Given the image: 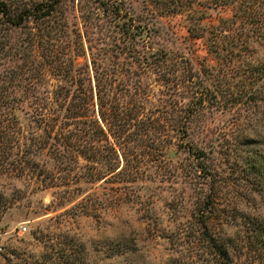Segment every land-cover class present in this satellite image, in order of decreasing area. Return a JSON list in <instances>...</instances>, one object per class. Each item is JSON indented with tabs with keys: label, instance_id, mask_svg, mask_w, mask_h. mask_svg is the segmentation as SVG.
I'll return each mask as SVG.
<instances>
[{
	"label": "rangeland",
	"instance_id": "rangeland-1",
	"mask_svg": "<svg viewBox=\"0 0 264 264\" xmlns=\"http://www.w3.org/2000/svg\"><path fill=\"white\" fill-rule=\"evenodd\" d=\"M35 1L12 0V13ZM114 1L146 27L140 57L192 63L208 87L206 106L184 136H129L137 131L130 125L122 151L138 165L134 181L110 169L124 166L110 136L96 159L88 150L58 162L41 148L40 106L59 86L72 94L90 77L94 87V58L117 69L107 95L114 105L137 109L148 97L146 112L167 106L176 119L174 101L187 104V92L181 84L169 90L157 65L145 70L115 47L120 26L98 0H65L46 21L21 26L0 11V264H208L194 219L206 202L212 232L237 248L235 264H264V42L242 17V1ZM93 107L103 126L97 99ZM94 168L107 177L91 182Z\"/></svg>",
	"mask_w": 264,
	"mask_h": 264
},
{
	"label": "trees",
	"instance_id": "trees-1",
	"mask_svg": "<svg viewBox=\"0 0 264 264\" xmlns=\"http://www.w3.org/2000/svg\"><path fill=\"white\" fill-rule=\"evenodd\" d=\"M63 1L65 0H37L34 2V5L28 6L29 4L26 3L22 10L12 13V0H0V7L2 6L4 8V10L0 9V11H3V17L6 23L21 26L28 21L30 22L33 18L46 21L57 10L58 6L64 5L65 2ZM98 1L101 3L103 13L111 18V20H116L117 26H120V37L119 40L117 39L120 43L117 42L115 47L119 51L130 54L139 60L141 67L144 65L145 70H148L152 65H157L160 69V79L162 82L169 90H175L180 84L181 86L183 85L182 87L187 92L189 102L184 104L183 102L174 101L173 108L178 109L180 113H178L179 115L176 119L171 117V110L167 106L158 107L155 110L146 112L147 109H145L144 100L147 101L148 97L140 98L142 101L137 102V109H130L126 102L114 105L107 95L113 89L111 87L119 80L116 76L117 69L110 68L104 65V61L100 62L98 58H94L92 61L94 87L92 86V79L90 77L86 78L90 84L88 83L83 88L80 86V89L77 88L72 94L70 88L67 89L64 85L59 86L54 92L53 99L46 101L40 106L39 112L42 115L41 119L48 137V140L41 148L51 149L52 155L58 162L67 160L69 156L71 159H74V153L84 157L88 150L91 151L92 157L96 159V156L101 153L102 141H108L112 137L114 143L117 144L120 150L113 147V145L111 149L116 154L118 151L120 152L123 157L124 166L120 168L119 165H115L110 169H112L113 173L117 172L116 176L125 175V181H134L138 173V171L135 172L138 170V165H132V159L127 158L128 152L124 151V149L122 151V146L128 138L124 137V135L131 129L130 125L135 127L137 131L129 134V136L138 135L141 137L143 135L142 133H145L144 131L147 133L159 131L161 133L160 136L163 133L168 135L171 129L183 133L184 136V133H187L188 125L192 117L206 106L208 94L206 93L205 95V91H208V87L203 86V79H201L200 73L195 71L192 63L183 57L181 60H173V58L171 59L167 54H164L159 58L158 62H149L145 60L147 59L145 56L140 57L141 49L139 46L148 48V41H145L144 38L146 27L140 24L134 16H128L127 13H124V8L121 3H116L114 0ZM185 1L179 0L180 3L183 2L180 5L185 6L191 0ZM228 1V3L234 5L237 0ZM240 1H242L241 5L243 4L241 9H239L242 12V17H245L255 26L253 33H256L264 42V17L262 18L264 16L262 15V10H264L263 0ZM223 2L219 0L217 4L221 5ZM238 13L237 9V17L240 16ZM219 47L220 44H217V48ZM165 66H173L172 69H174V72L164 69ZM172 74H176V76L172 77ZM124 89L127 90L126 86H124ZM95 99L98 101L99 116L103 126L99 123L98 118L95 117V110H93ZM147 113L149 114L147 115ZM143 114H146L144 119L137 120V117L140 115L143 116ZM84 118L89 123V140L86 143L85 141L82 143L80 135L83 128L80 126L81 128L78 129V125L82 123ZM72 125H74V129H70ZM122 139H124V142H121ZM124 145L126 147V144ZM86 147L87 150H85ZM69 153L71 154L69 155ZM162 155L163 151L161 149L158 155L153 156V159H160L159 156L162 157ZM75 160L78 161L77 158ZM106 177V173H102L100 170L94 168L88 179L91 182H97L104 180ZM209 211V204L206 202L198 206L197 213L194 216L195 223L201 233L198 237L202 241L200 248V250L202 249L201 254L206 257L203 260L208 264H235L234 256L236 254L234 251L237 248L231 242L216 236L212 232L211 218L205 216V213ZM199 253L196 254L200 255Z\"/></svg>",
	"mask_w": 264,
	"mask_h": 264
},
{
	"label": "built area",
	"instance_id": "built-area-1",
	"mask_svg": "<svg viewBox=\"0 0 264 264\" xmlns=\"http://www.w3.org/2000/svg\"><path fill=\"white\" fill-rule=\"evenodd\" d=\"M0 252H3V248L2 245L0 244Z\"/></svg>",
	"mask_w": 264,
	"mask_h": 264
}]
</instances>
